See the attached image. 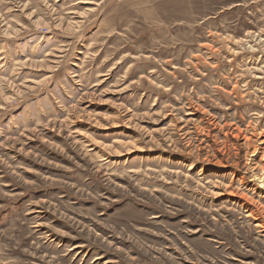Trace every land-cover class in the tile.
Here are the masks:
<instances>
[{
  "label": "rangeland",
  "instance_id": "374dc122",
  "mask_svg": "<svg viewBox=\"0 0 264 264\" xmlns=\"http://www.w3.org/2000/svg\"><path fill=\"white\" fill-rule=\"evenodd\" d=\"M0 264H264V0H0Z\"/></svg>",
  "mask_w": 264,
  "mask_h": 264
}]
</instances>
